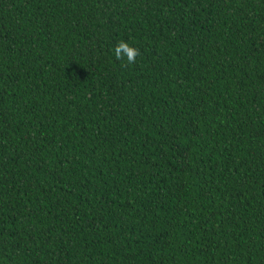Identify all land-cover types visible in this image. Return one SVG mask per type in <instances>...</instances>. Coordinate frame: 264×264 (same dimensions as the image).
Masks as SVG:
<instances>
[{
    "label": "trees",
    "instance_id": "obj_1",
    "mask_svg": "<svg viewBox=\"0 0 264 264\" xmlns=\"http://www.w3.org/2000/svg\"><path fill=\"white\" fill-rule=\"evenodd\" d=\"M0 264H264V0H0Z\"/></svg>",
    "mask_w": 264,
    "mask_h": 264
},
{
    "label": "clouds",
    "instance_id": "obj_2",
    "mask_svg": "<svg viewBox=\"0 0 264 264\" xmlns=\"http://www.w3.org/2000/svg\"><path fill=\"white\" fill-rule=\"evenodd\" d=\"M117 59L126 60L128 64H134L137 56L140 55L138 48L131 46L129 43L121 40L114 49Z\"/></svg>",
    "mask_w": 264,
    "mask_h": 264
}]
</instances>
